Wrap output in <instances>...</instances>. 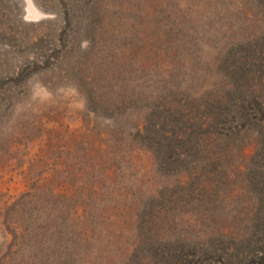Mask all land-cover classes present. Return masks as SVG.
<instances>
[{
    "label": "rangeland",
    "instance_id": "1",
    "mask_svg": "<svg viewBox=\"0 0 264 264\" xmlns=\"http://www.w3.org/2000/svg\"><path fill=\"white\" fill-rule=\"evenodd\" d=\"M0 264H264V0H0Z\"/></svg>",
    "mask_w": 264,
    "mask_h": 264
},
{
    "label": "trees",
    "instance_id": "2",
    "mask_svg": "<svg viewBox=\"0 0 264 264\" xmlns=\"http://www.w3.org/2000/svg\"><path fill=\"white\" fill-rule=\"evenodd\" d=\"M186 123L187 125L181 132V142L185 144L192 143L195 153L198 152L197 156H202L199 161L202 162L203 165H206L207 161L211 159V140H207L201 133H196L198 129L192 122L186 120ZM200 126L201 125H199V128ZM176 135H178V133H175L174 136Z\"/></svg>",
    "mask_w": 264,
    "mask_h": 264
}]
</instances>
